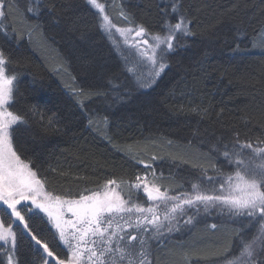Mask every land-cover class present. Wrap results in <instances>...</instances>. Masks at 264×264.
<instances>
[{"label":"trees","instance_id":"trees-1","mask_svg":"<svg viewBox=\"0 0 264 264\" xmlns=\"http://www.w3.org/2000/svg\"><path fill=\"white\" fill-rule=\"evenodd\" d=\"M103 1L117 25L142 24L150 33L160 32L165 19L176 21V3L196 35L181 39L160 78L142 88L86 0H49L55 11L39 18L26 15V0H7L5 23L17 35L0 37V46L18 77L14 107L28 119L16 143L48 190L75 196L108 179L128 183L147 174L153 180L154 171L156 185L178 194L191 190L199 175L194 165L224 163L215 147L237 133L242 141L264 139V0ZM186 218L178 231L152 242L153 264H226L237 253L238 222L215 210L191 224ZM31 242L17 231L20 264L42 260Z\"/></svg>","mask_w":264,"mask_h":264},{"label":"snow or ice","instance_id":"snow-or-ice-1","mask_svg":"<svg viewBox=\"0 0 264 264\" xmlns=\"http://www.w3.org/2000/svg\"><path fill=\"white\" fill-rule=\"evenodd\" d=\"M86 3L102 20L99 27L109 34L115 30L140 57V64L150 67L148 77L140 81L141 87L151 86L160 78L169 66L167 57L181 46V39L196 35L192 20L179 11L176 3L171 5L176 21L165 19L156 33L142 24L119 27L107 14L105 3ZM10 6L7 0H0V37L5 40L17 35L5 23ZM55 8L49 0H26L25 13L39 18L44 10L54 12ZM120 15L128 19L123 12ZM12 63L0 46V217L6 218L0 219V264H20L17 231L46 254L43 264H153V241H159L165 232L178 231L182 217H187V225L195 215L212 210L239 224L235 232L239 247L234 256L225 258L226 264H264V139L242 141L237 133L232 141L214 149L224 163L218 165L209 159L206 165H194L199 175L191 183V190L176 195L161 191L154 183V171L153 180L147 174L137 175L129 185L137 193L135 198L131 192L125 198L121 185L127 182L116 179L75 196L71 192L55 194L47 189L40 169L22 158L16 143L28 119L14 107L18 77L10 70ZM48 124L51 126L52 121ZM138 163L152 169L143 160ZM140 192L150 202L147 206L138 202ZM189 211L194 214L189 215ZM37 221L46 225V231Z\"/></svg>","mask_w":264,"mask_h":264},{"label":"rangeland","instance_id":"rangeland-1","mask_svg":"<svg viewBox=\"0 0 264 264\" xmlns=\"http://www.w3.org/2000/svg\"><path fill=\"white\" fill-rule=\"evenodd\" d=\"M98 2L105 3V5H106V12L110 16V19L114 22V18H113L114 13L111 10V7L109 6V4L107 2H104L103 0H98ZM93 10H95V9H93ZM114 17H116V16H114ZM118 17H121L122 19H124L120 15V13H118ZM99 20H100V22H102V20L100 18H99ZM124 21H125V19H124ZM125 22L127 24L117 25V26L124 27V28H126V27H134V25L130 24V22H127V21H125ZM101 31L105 35L107 41L110 43V45L113 48V51L115 52V54L118 56V58L120 60H122L125 68L127 69V71L129 72V74L133 78L134 82L140 86V81L148 77V74H149V71H150V67H147L145 65H141L140 64V57L137 54H135V51L133 49L129 48L128 46H126L123 43V37H121L118 33H116L115 30H113L111 34L104 32L102 29H101ZM180 43H181V40L179 41V44ZM129 69H131V71ZM156 81H157V79H156ZM153 84H151V85H153ZM148 87H150V86H145V87H142V88H148ZM144 175L145 174H143L141 176H144ZM147 176H148V179L151 180L150 179L151 176H149V175H147ZM133 182H135V179L132 182H128L126 184H122L121 185V188L123 189V195L125 196V198L128 197V195H129L130 192H131V194H132V196L134 198L137 196L136 191L135 190H131L129 188V185L131 183H133ZM161 191H165V190L161 189ZM168 193L170 195H176V194H171L169 191H168ZM139 196H141L142 198L146 199V197L143 195L142 192L139 193ZM148 203H150V202H146L145 201L144 202V205L147 206ZM191 213H193V212L192 211H189L188 214L190 215ZM41 215H43V214L41 213ZM183 218L184 217H182V219ZM0 219H6V218L0 217ZM14 230H15V228H14ZM165 233H167V232H165ZM31 243H32L33 247L35 248V251L38 252L40 254V257L42 258V260L39 261L38 264H43L44 259L46 258V254H44L43 251H42V249L38 248V246H36L34 242H31ZM60 248H62V245L60 246ZM0 258L3 259V257H0Z\"/></svg>","mask_w":264,"mask_h":264}]
</instances>
